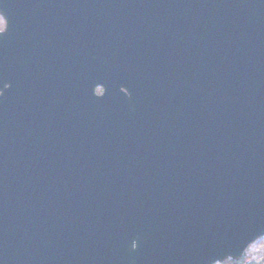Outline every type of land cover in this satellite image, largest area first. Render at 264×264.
Listing matches in <instances>:
<instances>
[{
	"label": "water",
	"instance_id": "water-1",
	"mask_svg": "<svg viewBox=\"0 0 264 264\" xmlns=\"http://www.w3.org/2000/svg\"><path fill=\"white\" fill-rule=\"evenodd\" d=\"M0 16V264H214L264 235V0Z\"/></svg>",
	"mask_w": 264,
	"mask_h": 264
},
{
	"label": "rangeland",
	"instance_id": "rangeland-1",
	"mask_svg": "<svg viewBox=\"0 0 264 264\" xmlns=\"http://www.w3.org/2000/svg\"><path fill=\"white\" fill-rule=\"evenodd\" d=\"M4 27L3 20H0V30ZM99 90H97L98 92ZM215 264H264V237L256 239L244 251L242 257L237 260L225 259Z\"/></svg>",
	"mask_w": 264,
	"mask_h": 264
},
{
	"label": "clouds",
	"instance_id": "clouds-1",
	"mask_svg": "<svg viewBox=\"0 0 264 264\" xmlns=\"http://www.w3.org/2000/svg\"><path fill=\"white\" fill-rule=\"evenodd\" d=\"M0 20H2V17H0Z\"/></svg>",
	"mask_w": 264,
	"mask_h": 264
}]
</instances>
